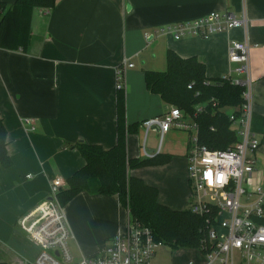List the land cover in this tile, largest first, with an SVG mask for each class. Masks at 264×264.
<instances>
[{"label": "crops", "instance_id": "0c3cea01", "mask_svg": "<svg viewBox=\"0 0 264 264\" xmlns=\"http://www.w3.org/2000/svg\"><path fill=\"white\" fill-rule=\"evenodd\" d=\"M0 2L11 5L15 0ZM243 11L252 46L254 117L264 120V0H58L53 9L34 13L27 50H0V116L13 163L9 169L0 165V264L35 261L38 249L19 222L48 200L54 179L66 182L84 166L72 147L85 143L109 150L116 145L117 70L125 71L127 125L161 116L170 108L145 85V71H163L151 59L158 45L165 56L173 50L182 58L197 57L206 65L208 78L221 79L233 71V78L243 79L234 72L238 65L229 61L231 42L243 41V30L180 41L160 33L213 13L241 19ZM25 119L33 122V132L24 128ZM142 132L127 139L129 159H145L143 148L149 154L158 152L159 134L151 131L144 146ZM191 135L171 130L159 152L172 155L171 162L130 172L156 187L159 203L172 210L188 209ZM258 135L255 186L264 184V132ZM68 206L73 236L69 246L73 244L82 259L97 256L126 228L128 214L115 196L81 193Z\"/></svg>", "mask_w": 264, "mask_h": 264}, {"label": "built area", "instance_id": "2783aa9c", "mask_svg": "<svg viewBox=\"0 0 264 264\" xmlns=\"http://www.w3.org/2000/svg\"><path fill=\"white\" fill-rule=\"evenodd\" d=\"M234 29L243 30L244 40L231 42L229 61L238 65L234 72L244 78H233L232 71L224 79L245 89L240 114L229 113L238 136L234 146L227 151H211L199 146L196 124L175 107H170L161 116L142 121L140 126L144 132V146L151 131L159 130L158 152L149 154L143 148L145 159L159 154L163 138L171 130L192 133L187 156L188 209L194 215H208V218L205 220L207 233L202 248L191 250L198 255V259L187 264H264V184H252L255 153L261 140L253 129L254 107L249 73L252 46L246 12L243 11L241 19L229 13H213L169 26L160 33L170 34L175 41H180L190 36L208 39ZM128 68H133V65H128ZM124 74L122 68L117 70L118 91L125 89ZM32 123L25 119L23 126L33 132ZM209 170H213L214 180L216 172L224 173V181L209 187L204 179ZM65 187L63 179H54L49 192L52 200L45 201L30 217L19 222L28 241L38 249L33 264H152L157 249L164 244L157 242L151 231L132 220L128 213L126 228L112 239L106 249L95 257L75 261L69 249L72 231L66 209L59 199ZM30 220L33 222L30 223Z\"/></svg>", "mask_w": 264, "mask_h": 264}, {"label": "trees", "instance_id": "16d2710c", "mask_svg": "<svg viewBox=\"0 0 264 264\" xmlns=\"http://www.w3.org/2000/svg\"><path fill=\"white\" fill-rule=\"evenodd\" d=\"M58 0H15L0 2V50L26 51L31 43L32 19L37 10L53 9ZM166 70L145 71L147 91L159 96L164 104L175 107L197 126L198 145L211 151H227L238 141L229 113L239 115L245 89L230 81L207 77L206 65L197 57L182 58L175 51L166 53ZM117 141L106 150L102 146L78 143L73 146L85 164L66 180L59 199L66 208L78 195L115 196L131 219L148 228L157 242L173 251L202 248L207 233L205 220L189 209L172 210L159 203L156 187L130 172L148 167H162L171 162L170 154L147 159H129L127 139L140 130L141 123L127 125L126 94L117 95ZM257 134L264 132V120H253ZM8 130L0 116V165L13 163L8 151ZM264 225V220H263Z\"/></svg>", "mask_w": 264, "mask_h": 264}, {"label": "rangeland", "instance_id": "374dc122", "mask_svg": "<svg viewBox=\"0 0 264 264\" xmlns=\"http://www.w3.org/2000/svg\"><path fill=\"white\" fill-rule=\"evenodd\" d=\"M151 59L153 61L154 66L160 68L161 66L164 70H166V56H165V50H161L159 45L156 46L154 49L151 50ZM211 78V77H210ZM214 78V77H212ZM234 127V125H233ZM144 132H142V138L141 141H143ZM152 137V134L151 136ZM264 186V185H263ZM189 206V202H188ZM69 206L66 207V215H67V221L71 229V221L69 218L68 213ZM71 253L74 257L75 261H80L82 258L80 257L79 253L76 251L73 244L70 243L69 246ZM156 256L154 257L152 264H187L189 261H197L198 255L194 253L191 250H182V251H173L168 246H162L157 249Z\"/></svg>", "mask_w": 264, "mask_h": 264}, {"label": "clouds", "instance_id": "9594fccd", "mask_svg": "<svg viewBox=\"0 0 264 264\" xmlns=\"http://www.w3.org/2000/svg\"><path fill=\"white\" fill-rule=\"evenodd\" d=\"M208 155H211V154H208ZM211 161V160H209ZM213 170H209L207 172V175L206 177L204 178L208 184L209 187H212L214 185V183H221L224 181L225 179V174L222 173V172H216L215 173V180L213 178Z\"/></svg>", "mask_w": 264, "mask_h": 264}, {"label": "water", "instance_id": "95a60500", "mask_svg": "<svg viewBox=\"0 0 264 264\" xmlns=\"http://www.w3.org/2000/svg\"><path fill=\"white\" fill-rule=\"evenodd\" d=\"M126 9H127V12H130L131 11V7L129 5H127ZM152 39H153V36L150 37L149 41H151ZM154 131L157 132V133L159 132L158 129H154ZM48 200H52V199L51 198H48Z\"/></svg>", "mask_w": 264, "mask_h": 264}]
</instances>
